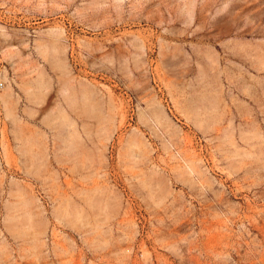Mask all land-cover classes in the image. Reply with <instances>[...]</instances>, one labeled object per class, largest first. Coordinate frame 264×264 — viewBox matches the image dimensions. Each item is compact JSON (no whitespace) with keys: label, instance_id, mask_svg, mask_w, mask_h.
Here are the masks:
<instances>
[{"label":"rangeland","instance_id":"374dc122","mask_svg":"<svg viewBox=\"0 0 264 264\" xmlns=\"http://www.w3.org/2000/svg\"><path fill=\"white\" fill-rule=\"evenodd\" d=\"M0 82V264H264V0H0Z\"/></svg>","mask_w":264,"mask_h":264},{"label":"bare ground","instance_id":"6f19581e","mask_svg":"<svg viewBox=\"0 0 264 264\" xmlns=\"http://www.w3.org/2000/svg\"><path fill=\"white\" fill-rule=\"evenodd\" d=\"M45 52V50H43ZM43 146H41L39 144V148H42ZM38 156L40 159H42L44 157L43 152L41 150H39ZM35 169H39V168H35ZM29 195V194H28ZM27 195V193H23L24 196V202L22 203V206L27 208L30 205V198H28L29 196Z\"/></svg>","mask_w":264,"mask_h":264},{"label":"built area","instance_id":"2783aa9c","mask_svg":"<svg viewBox=\"0 0 264 264\" xmlns=\"http://www.w3.org/2000/svg\"><path fill=\"white\" fill-rule=\"evenodd\" d=\"M3 87V84H2V82H0V88H2Z\"/></svg>","mask_w":264,"mask_h":264}]
</instances>
